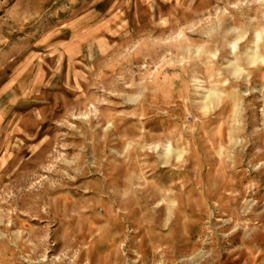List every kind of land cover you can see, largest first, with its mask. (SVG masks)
Wrapping results in <instances>:
<instances>
[{"label": "rangeland", "instance_id": "1", "mask_svg": "<svg viewBox=\"0 0 264 264\" xmlns=\"http://www.w3.org/2000/svg\"><path fill=\"white\" fill-rule=\"evenodd\" d=\"M0 264H264V0H0Z\"/></svg>", "mask_w": 264, "mask_h": 264}]
</instances>
